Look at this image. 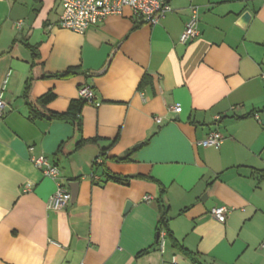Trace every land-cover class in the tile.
Segmentation results:
<instances>
[{
	"label": "crops",
	"instance_id": "1",
	"mask_svg": "<svg viewBox=\"0 0 264 264\" xmlns=\"http://www.w3.org/2000/svg\"><path fill=\"white\" fill-rule=\"evenodd\" d=\"M170 5L155 26L127 8L78 34L58 25L59 0H0V86L10 72L0 118V264H264V0ZM191 6L200 36L182 44ZM109 60L105 74L90 75ZM31 78L33 99L54 93L46 109L59 114L93 87L80 131L68 120L30 119ZM215 130L219 147L197 145ZM40 156L59 168L58 180L34 165ZM58 183L70 192L77 183L78 192L56 211L47 203ZM161 197L172 234L164 252ZM221 206L231 209L224 223L211 215Z\"/></svg>",
	"mask_w": 264,
	"mask_h": 264
},
{
	"label": "built area",
	"instance_id": "2",
	"mask_svg": "<svg viewBox=\"0 0 264 264\" xmlns=\"http://www.w3.org/2000/svg\"><path fill=\"white\" fill-rule=\"evenodd\" d=\"M63 12L58 22L62 29L70 30L78 34H84L91 26L102 23L107 17L112 15L121 16L125 9H130L133 14L139 17L150 26L157 25L162 18L172 11L171 0H59ZM200 11L198 6L190 7V20L185 26L180 42L187 44L200 36L199 30ZM10 72L7 74L3 84L0 86V118L3 117L6 101L5 92L9 80ZM264 78V72L262 73ZM79 97L87 104L95 102V92L93 87L85 85L79 90ZM174 113H180V105L171 107ZM220 116L216 117L219 120ZM160 121V120H159ZM224 141L222 134L218 131H212L205 139L199 141L197 145L202 147H219ZM100 155L95 160L96 164L103 161ZM34 165L42 171L44 176L58 180L60 176L59 168L51 163L46 156L32 157ZM71 192L61 183L57 184L55 193L50 197L47 207L52 210H62L67 207L71 201ZM144 201L150 203L153 201L151 196L144 197ZM231 209L227 206L215 207L211 210L212 217L220 223H224ZM167 233L162 229L159 233L158 243L161 252H164ZM173 264L176 262L173 260Z\"/></svg>",
	"mask_w": 264,
	"mask_h": 264
},
{
	"label": "trees",
	"instance_id": "3",
	"mask_svg": "<svg viewBox=\"0 0 264 264\" xmlns=\"http://www.w3.org/2000/svg\"><path fill=\"white\" fill-rule=\"evenodd\" d=\"M74 73V70H69L65 73L55 75L53 77H57L60 79H65L70 77ZM32 82L33 79H29L26 85V91L24 94V99L26 100L27 105L30 108V119L34 120L35 118H47V119H52V120H68L71 121L77 130H81V119L79 118L81 108L85 104L83 100H79L78 102H73L70 105L69 110L66 113L59 114L55 113L52 111H49L46 109L47 105L51 103L55 98L56 95L52 92L46 93L44 96L40 97L39 99H33L31 96V88H32ZM96 140H84L81 143L85 144L88 142H94ZM96 165V163H94ZM108 179L113 182L117 183H125L127 184L130 181V178L127 177H121L117 176L114 174H108L107 175ZM163 201L162 197L160 199V202ZM162 205V210H161V215L159 219V231L164 229L167 233L168 236L172 237V234L169 230V225H168V218H167V208L165 207V204L161 202ZM183 249V248H182ZM185 252L187 251L186 249H183Z\"/></svg>",
	"mask_w": 264,
	"mask_h": 264
},
{
	"label": "water",
	"instance_id": "4",
	"mask_svg": "<svg viewBox=\"0 0 264 264\" xmlns=\"http://www.w3.org/2000/svg\"><path fill=\"white\" fill-rule=\"evenodd\" d=\"M250 19H251V14H250L249 12H245V13H243L242 16L240 17V19H239V23H240L242 26H246V25L249 23ZM110 61H111V60H109V61L107 62V64L105 65V67H104L102 70H100V71H93V72L90 73V75H91L92 77H99V76L105 74L106 71L108 70L109 65H110ZM138 146H139V144H138L137 146H135V147H138ZM75 184H77V183L69 184L70 189H71V194H72L71 200H74V199H76V197H77V192H78L77 189H78V185L73 186V185H75ZM130 205H131L130 202L127 203L126 208H125V212L128 211ZM157 238H159V234H157Z\"/></svg>",
	"mask_w": 264,
	"mask_h": 264
}]
</instances>
